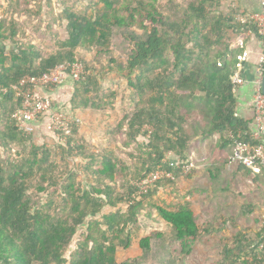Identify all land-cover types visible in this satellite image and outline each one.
<instances>
[{"label":"trees","instance_id":"obj_1","mask_svg":"<svg viewBox=\"0 0 264 264\" xmlns=\"http://www.w3.org/2000/svg\"><path fill=\"white\" fill-rule=\"evenodd\" d=\"M6 1L9 7L0 1V88L9 90L6 96L0 94V264H184L202 236L222 233L229 223L238 230L223 246L217 264H264V245L259 250L264 225L256 233L239 229V218L227 219L217 206L213 221L219 226H202L188 201L174 210L146 204L160 189L195 175L199 163L193 159V146L216 137L217 150L230 147L231 156L236 141L259 143L255 129L237 116L233 80L243 54L241 37L249 28L258 34L256 27L241 22L238 10H224L227 0H86V12L76 10L80 0L73 6L63 0L61 13L45 20L42 36L50 44L46 51L25 42V31L14 15L20 3L31 0ZM36 1L53 9V0ZM60 28L65 29V38ZM9 45L15 46L10 52ZM77 62L86 80L72 84L73 96L57 108L73 114L113 106L114 93L98 79L105 71L127 81L131 106L117 133L124 137L123 147L136 153L128 154L135 161L133 171L114 157L99 160L90 155L83 168L97 177L92 192L73 182L75 173L62 179L66 172L60 170L51 149L36 145L12 119L20 101L9 85ZM78 131V124H72L65 143H57L62 161L85 148L76 138ZM140 137L146 141L140 142ZM230 156L213 152L214 167L204 171L209 189H198L203 198L212 190L221 202L230 188L228 181L241 172L257 184L259 175L251 169L225 170ZM169 158L180 166L170 167L165 162ZM189 163L193 170L183 174L181 165ZM97 164L100 167L94 169ZM159 169L172 173L175 180L164 179L135 198L133 182ZM260 170L264 173V166ZM119 175L127 182L121 195L106 183H115ZM58 192L61 195L55 198ZM145 207L157 211L171 234L152 231L139 239L138 257L119 262L118 253L130 250L142 229L140 213ZM247 208L250 205L244 211L251 214ZM167 237L179 245L181 257L169 251Z\"/></svg>","mask_w":264,"mask_h":264},{"label":"rangeland","instance_id":"obj_2","mask_svg":"<svg viewBox=\"0 0 264 264\" xmlns=\"http://www.w3.org/2000/svg\"><path fill=\"white\" fill-rule=\"evenodd\" d=\"M0 1L2 4L7 6L6 4H8V1ZM61 1L63 0H53V9H48L49 7L47 8L45 3L36 0H31L30 3L26 5L24 3H20L18 5L17 14L14 15L16 16L17 21L22 24L21 29L25 31L26 36L24 39L26 40L25 42L27 44H35L36 46H41L46 51H50L49 40L44 39L42 32L45 30V25L47 24L45 20L52 21L61 13ZM68 1L66 0V3L68 2L69 6H73V2L75 0ZM145 1L150 2V0ZM21 2H23V0H21ZM88 3L89 2L86 0H80L76 6V10L79 12H84L89 5ZM7 7H9V5ZM24 9H27L28 13L24 14ZM18 13L21 15V17H19ZM87 13L90 15L93 12L88 10ZM28 14L34 16L30 17L29 19ZM61 27H64V24ZM60 29L62 33L61 38H65V29ZM8 47H10V50L7 51H11L15 48L13 45H9ZM98 79L99 82L104 85L107 91L114 93L115 98L113 99V106H106L102 110L98 111H92L91 109L84 111L78 110L76 113L73 112V114L69 111V116L73 121L72 124H78L79 131L76 138L81 139V144H83L85 147L84 149L75 150L73 152V157L66 158L65 161H62L60 159L61 149L57 148V143L61 142L56 138V135H53L49 130L41 125L39 127H32L30 129V131L34 133V135L31 136L33 142L36 145H47L49 149H51L52 157L56 160V162L59 163L60 170L66 172V174L62 175V179L67 181L66 178L70 176L71 173H75L73 182L82 185L85 190L91 192L92 188L98 183L97 177L94 174L88 173L83 168L91 161L90 155H95V157L97 156L96 158L99 160L103 156L114 157L119 160V162L126 163L129 168L128 172L133 171L132 166L135 164V161H132L128 155L129 153L135 152L133 149L123 147L124 137L117 133L118 124L131 111V106L128 100L129 92L126 88L127 81L119 74L110 73L109 71H105L102 75H99ZM68 87L69 88L65 89L66 92L64 91L62 94V97H65V101H69L73 93L71 85ZM79 90H84L82 85H80ZM57 94L58 93H54L53 96ZM89 96H92V94H89ZM144 139L145 138L140 137L138 140H140V142H145L146 140ZM64 143L65 141L61 144ZM193 148L198 149V146H193ZM80 151L83 154H79ZM199 153L201 157L206 155L205 150L203 149L199 150ZM99 167L100 165L97 164L94 169ZM128 179H131L130 174H128ZM181 180L182 181L176 182L175 185H169V187L160 189L152 198L146 200V204H155L168 210H174L177 208V206L183 203V201L192 203L190 200H192V197L195 195V182L193 180H187V178H183ZM106 183L111 186L116 194L121 195L126 193L125 184L127 182L120 175L116 177L115 183H111L108 180H106ZM204 183L205 181L202 182L200 187H202ZM59 195H61V192L56 193L55 198H57ZM228 195V198H231V195ZM235 203L237 202L235 201ZM235 203L233 201V204ZM231 210L232 209L229 210L230 214H232ZM233 210L236 211V208ZM199 213L201 214H199L197 218L200 225H212L215 227L219 226L217 222L213 221V216L204 214L203 211H199ZM140 214L142 229L137 231L138 233L135 235L132 248L128 251L118 253L117 259L119 262L138 257L141 253L138 247L139 239L149 235L152 231L159 230L167 235L171 234L170 227H168L167 224H165V222L160 219L157 211L153 207H145ZM238 228H240V225ZM237 230L238 229L236 226L232 227L229 223L227 225V229L222 233L215 232L209 236H202L200 241L194 245L192 254L185 259L184 264H217L221 257L223 246L225 244H229L230 239L228 238H231L232 235L237 232ZM171 239L172 237H167L166 240L169 251H171L173 256L176 258L181 257L179 245L176 244V242L171 241ZM175 247H177V249Z\"/></svg>","mask_w":264,"mask_h":264},{"label":"built area","instance_id":"obj_3","mask_svg":"<svg viewBox=\"0 0 264 264\" xmlns=\"http://www.w3.org/2000/svg\"><path fill=\"white\" fill-rule=\"evenodd\" d=\"M260 11L249 15H240L238 18L241 22L253 25L258 30V34L264 43V0H259ZM244 57H239L241 66ZM264 52L259 59V73L264 72ZM66 80L80 82L85 80L84 69L81 64L64 63L51 69L48 73L42 76H26L16 85H11L10 90L16 92L17 97L22 98V105L15 113V119L21 128L28 126L30 123L38 121H47L48 130L56 135V138L63 143L64 136L71 134V125L73 121L69 116V112L61 111L54 105L53 94L57 91ZM236 84L241 80L238 76L233 78ZM7 88H0V94H6ZM53 93V94H52ZM254 139L259 141L256 145H247L236 141L233 154L230 156L226 165L228 170H233L240 166L253 170L254 173H259L261 166H264V94L261 88H257L254 96ZM58 132H62L60 134ZM165 162L170 163V167H179L180 163L169 158ZM183 174L190 173L194 164L181 165ZM164 179L175 180L172 173L166 170H157L150 173L146 177L133 182L136 188L135 198H141L146 195L156 185V183ZM263 247V245H261Z\"/></svg>","mask_w":264,"mask_h":264},{"label":"crops","instance_id":"obj_4","mask_svg":"<svg viewBox=\"0 0 264 264\" xmlns=\"http://www.w3.org/2000/svg\"><path fill=\"white\" fill-rule=\"evenodd\" d=\"M230 8L238 10L239 14L249 15L260 11V2L259 0H227L224 10L227 11ZM241 32L242 30L240 33ZM241 38H244L240 41V44L243 46L242 56L245 60L235 71V77L238 76L241 80L239 84H236L237 87L235 90L236 112L239 118L249 122V126L256 130L255 124L252 123V121H254L253 106L256 89L260 87L262 90V81L264 79V72L263 74L259 73V59L264 52V43L262 38L251 28H249ZM70 85L71 83L69 80H66L57 92L55 91V93H58L56 98L60 104L64 103L65 100L62 99V94L64 91L66 92L65 89L69 88L68 86ZM216 141L217 138L215 137L213 141L206 140L197 145L198 149H192L193 159L196 160V163H199V166H197L198 171L190 178V181L193 180L195 182V195L192 197L193 199L190 200L192 202V209L195 212L194 215L199 216V214H201L199 211H203L204 214L213 216L215 208L221 206L222 211L225 212L224 217L227 219L237 217L239 218L237 223L238 227L240 225V228L247 229V231L251 233H256L260 231L264 225V173L261 170L257 173V175H259L257 184L253 182L251 177L244 178L242 172L233 175V180L227 183L230 187L229 190H227L229 193L227 192L225 196L220 198L221 202H218L214 198L212 190H209V197H201L198 189L203 181H205V183L202 187L209 189V181L207 180V176L204 175V171L209 167H211V169L214 167L213 152L216 155H218L219 152H223L224 156L226 155L227 158L230 156V147L220 149L221 151L217 150L218 146ZM202 149L205 150L206 153L203 157H201L199 153V150ZM237 169L238 168H235L233 170ZM225 170L227 172L229 171L227 167H225ZM228 194L231 195V198H228ZM233 201L237 203L233 204ZM248 205H250V208L247 209L250 210L249 212H251V214H247L246 211H244V208L248 207ZM251 205L253 207H251ZM234 208H236V211L233 210ZM230 209H232V214H230ZM261 249L262 246L259 247V250Z\"/></svg>","mask_w":264,"mask_h":264},{"label":"clouds","instance_id":"obj_5","mask_svg":"<svg viewBox=\"0 0 264 264\" xmlns=\"http://www.w3.org/2000/svg\"><path fill=\"white\" fill-rule=\"evenodd\" d=\"M12 51V50H11ZM10 52V51H9ZM26 77V76H25ZM22 80V79H21ZM85 80H86V77H85ZM84 80V81H85ZM84 81H80V82H84ZM69 82L71 83V87H72V84H74V83H80V82H75V81H71V80H69ZM19 83V82H18ZM17 83V84H18ZM12 85H16V84H12ZM11 85H9V87H10ZM9 92V91H8ZM8 92L5 94V96L8 94ZM15 93V97H16V99L17 100H19L20 101V106L17 108V111L19 110V108L21 107V105H22V98H20V97H17V95H16V92H14ZM53 94V93H52ZM1 95H4V94H1ZM56 96L57 95H54L53 97H54V105L55 106H59L60 105V103H59V101H57V98H56ZM62 99H64V97H62ZM64 104V103H63ZM16 111V112H17ZM15 112V113H16ZM15 113L13 114V116H12V119L14 120V122H15V124H16V127L24 134V135H30V136H33L34 135V133L33 132H31L30 131V129L32 128V127H39L40 125L41 126H43L44 125V127H46V129L48 130V127H47V121L45 120V121H38V122H34V123H30L28 126H26V127H23V128H21L20 126H19V123L17 122V119H15ZM50 131V130H49ZM51 132V131H50ZM53 135H54V133L53 132H51Z\"/></svg>","mask_w":264,"mask_h":264},{"label":"water","instance_id":"obj_6","mask_svg":"<svg viewBox=\"0 0 264 264\" xmlns=\"http://www.w3.org/2000/svg\"><path fill=\"white\" fill-rule=\"evenodd\" d=\"M7 50H10V47H7ZM262 93L264 94V79L262 81Z\"/></svg>","mask_w":264,"mask_h":264}]
</instances>
